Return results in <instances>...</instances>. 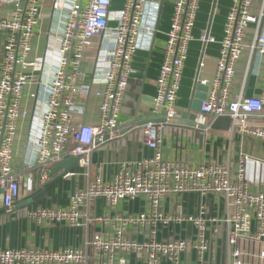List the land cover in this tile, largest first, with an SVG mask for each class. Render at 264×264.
Instances as JSON below:
<instances>
[{"label": "built area", "instance_id": "built-area-1", "mask_svg": "<svg viewBox=\"0 0 264 264\" xmlns=\"http://www.w3.org/2000/svg\"><path fill=\"white\" fill-rule=\"evenodd\" d=\"M69 3L37 139L35 168L41 183L50 167L69 157H77L79 167H89L104 135L117 129L123 96L136 73L133 58L137 51L150 50L160 11V0H123L116 11L110 10L112 0ZM42 4L12 0L10 16L0 19V208L6 213L20 197L23 182L34 179L33 173L26 180L14 174L13 145L18 124L26 117L24 89L32 73L43 69L42 58L28 59ZM62 5L63 0H56L53 7ZM252 5L253 0H231L214 76L198 81L208 88L206 98L189 125H178L173 123L179 116L175 103L199 0H173L151 114L141 127L142 144L151 155L96 173L85 186L67 193L65 207H39L29 213L45 229H82L92 222L98 230L85 246L0 248V264H91L87 250L94 264H127L132 258L142 264H264V177L250 181L246 168L253 159L218 142L226 133L264 144V91L260 97L245 95L256 57L264 60V5L258 15L251 13ZM250 26L253 35L246 44ZM95 37H101L102 45L112 44L109 60L98 58L92 74V81L104 87L95 93L99 119L95 126L73 125L72 115L82 112L75 102L81 64ZM199 41L215 39L201 34ZM246 51L241 89L233 96L237 65ZM224 116L230 118L229 131H212L210 124ZM194 135L201 145L191 144L189 161L165 154V138L178 145L184 140L196 143ZM254 162L264 167V162ZM76 175L69 171L63 177ZM97 200L102 201L101 212L87 218L85 209Z\"/></svg>", "mask_w": 264, "mask_h": 264}, {"label": "crops", "instance_id": "crops-1", "mask_svg": "<svg viewBox=\"0 0 264 264\" xmlns=\"http://www.w3.org/2000/svg\"><path fill=\"white\" fill-rule=\"evenodd\" d=\"M55 1L43 0L39 22L34 29L32 50L28 59L31 61L35 57H40L44 60V64L41 72L32 73L34 76L24 89L22 109L26 112V117L21 119L18 124L13 145L14 174H21L26 180L27 174L33 173L34 179L33 181L26 180L23 182L20 197L10 213H6L0 208V248L35 246L59 250L72 245L85 246L94 231L98 230L97 225L92 222L87 221L82 229H67L59 226L45 229L39 225L38 220L31 218L29 213L39 207H65L67 205V193L75 187L85 186L96 173L107 172L112 166L119 163L138 161L150 156L152 153L142 144L141 127L149 120L151 114L152 101L156 94V79L163 58V46L169 29L173 0H160L158 23L150 50L137 51L133 58V67L136 73L131 77L129 86L123 96L118 127L114 132L108 133L107 138H104V142L94 149L93 153H97L95 163L91 161V165L86 169L78 165L73 167L70 171L78 173L73 177L65 178L62 175L53 181L51 180L52 177H48L45 182L49 181V184L44 187V196L32 205L24 206V201L29 196L40 191L37 185L39 172L35 168L37 139L42 114L47 107V86L51 83L58 64L59 38L70 8L69 0H63L62 8L54 9L53 4ZM230 4L231 0H199V10L192 31L193 40L188 47L181 85L175 103L179 112L176 123L178 125H189L190 123L187 116L185 118L181 116L182 113L188 111L196 80L211 81L214 76L220 49L219 41L222 38L223 25ZM122 5L123 0H112L110 10H120ZM262 5L261 0H253L251 13L258 15ZM11 11L12 0H0V19L8 18ZM261 30L264 32V21ZM201 34L212 36L215 42H200L199 37ZM252 35L253 26H250L246 33V44L250 43ZM2 44L3 35L0 32V58ZM111 46L112 44L102 45L101 37H95L84 53L81 64L83 77L79 82L80 92L75 99L76 104L82 108V112L72 115L73 125L95 126L98 123L100 98L96 97L95 93L102 91L104 87L102 83L92 81V74L98 58L105 61L109 60ZM247 60L248 51L237 65V75L232 89L233 96H236L241 89ZM201 62L203 67L199 69ZM253 70L248 79L245 95L260 97L264 91L262 80L263 58L256 57ZM31 95H35V97ZM189 136H192V134H189ZM194 136L196 143L189 140L185 142L184 140L183 143L179 142L178 145L169 144V140L165 138L163 145L165 154L169 157L174 156L189 161L193 157L190 149L191 144L194 146L196 144L197 146L201 145L198 135ZM221 137L222 142L219 144H226L233 154L240 151L253 159L246 168L248 179L254 183L261 180V175L264 177V167L261 168L262 165L254 162V160L264 162V144L255 143L239 136L231 138L226 133H223ZM184 143L188 145L185 146ZM102 207L101 200L94 201L85 209L86 217L91 218L93 215L100 213ZM124 208L127 209L128 207ZM119 209H122V206ZM87 254L91 264H94L90 251L87 250ZM127 264L142 263L140 260L132 258Z\"/></svg>", "mask_w": 264, "mask_h": 264}, {"label": "water", "instance_id": "water-1", "mask_svg": "<svg viewBox=\"0 0 264 264\" xmlns=\"http://www.w3.org/2000/svg\"><path fill=\"white\" fill-rule=\"evenodd\" d=\"M207 86L202 85L196 80V84L192 90L191 101L188 107V111L182 113V118L186 116L190 121H193L196 113L200 111L201 104L206 98ZM173 123H177V120L173 121ZM210 129L212 131L217 132H228L230 129V118L228 116L218 117L211 124ZM104 138H107V134L104 135ZM97 157V153L92 154V162L95 163ZM78 158L77 157H69L57 164H55L48 171V177H52L51 180H55L56 178L61 177L63 174L68 173L73 167L77 166ZM43 184V185H42ZM49 184V181L41 183L40 175L37 177V185L40 188V191L29 196L24 202V206L32 205L34 202L42 198L45 194L44 187Z\"/></svg>", "mask_w": 264, "mask_h": 264}, {"label": "rangeland", "instance_id": "rangeland-1", "mask_svg": "<svg viewBox=\"0 0 264 264\" xmlns=\"http://www.w3.org/2000/svg\"><path fill=\"white\" fill-rule=\"evenodd\" d=\"M262 4L264 5V0H261ZM218 142H221V139H218Z\"/></svg>", "mask_w": 264, "mask_h": 264}]
</instances>
